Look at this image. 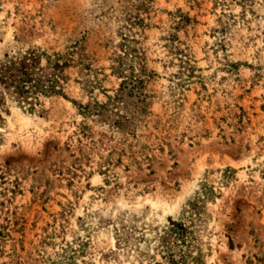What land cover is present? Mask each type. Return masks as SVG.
Segmentation results:
<instances>
[{
  "label": "rangeland",
  "instance_id": "rangeland-1",
  "mask_svg": "<svg viewBox=\"0 0 264 264\" xmlns=\"http://www.w3.org/2000/svg\"><path fill=\"white\" fill-rule=\"evenodd\" d=\"M137 3L0 0V58L32 46L63 50L67 37L81 39L106 75L100 85L111 90L117 83L108 75L111 48L98 43L105 37L117 42L118 27L138 13L149 23L142 44L159 74L155 88L164 90V75L174 67L162 66L158 37L169 29L168 13L179 9L189 21L176 35L199 69L171 123L176 137L162 151L136 153L135 161L112 153L106 175L101 162L114 139L77 134L81 116L69 101L40 97L32 112L7 101L0 125V224L7 222L22 264H46V255L76 236L87 240L85 264H148V256L160 261L152 251L155 235L204 183L212 194L200 203L199 264H264V0H151L144 10ZM66 73L67 97L87 101L73 81L78 67ZM202 94L207 98L196 101ZM91 95L103 99L99 90ZM192 102L198 115L190 118ZM226 166L234 172L223 171ZM117 215L121 220L113 221ZM118 222L143 239L115 243Z\"/></svg>",
  "mask_w": 264,
  "mask_h": 264
},
{
  "label": "trees",
  "instance_id": "trees-1",
  "mask_svg": "<svg viewBox=\"0 0 264 264\" xmlns=\"http://www.w3.org/2000/svg\"><path fill=\"white\" fill-rule=\"evenodd\" d=\"M150 1L138 0L136 8L144 10ZM99 14L101 15L100 12ZM168 14L171 21L169 29L159 35L157 43L164 52L165 58H159L162 59V66L174 67L164 75L167 81L164 90L155 88L154 82L159 78V74L148 65L151 60L148 59L146 48L142 44L145 39L144 29L149 27V23L138 13L130 14L124 19L125 23L116 30L119 37L117 42L114 43L105 37L98 43L103 49L111 48L106 57L108 75L117 80L116 87L111 90L100 85L106 75L102 72L103 68L94 63V53H85L81 39L67 37L63 50L48 51L39 46H32L4 53L0 58V125L4 120L2 115L8 114L7 101L32 112L40 104V97H60L69 101L81 116L77 134L89 139H93L96 134L104 137L109 134V137L114 139L113 146L106 151L107 154L101 162L104 166L102 174L106 175L108 171L107 167L111 164L109 156L112 153H118L117 160L124 153H129L131 160L135 161L136 153H147L153 149L162 151L164 146H168L170 137L177 135L170 133L171 123L176 120L177 111L182 107L184 90L195 82L193 80L199 79L196 75L199 69L191 51L187 46H181L183 43L176 35V32L188 23L189 18L179 9ZM96 17L98 19V16ZM132 27L136 30L134 33ZM136 36H141V40ZM70 67L79 69L78 77L73 81L87 95L88 100L85 102H78L65 94L69 80L66 70ZM200 86L205 90L202 84ZM93 90H99L103 99L98 100L92 96ZM196 95L199 96V93ZM203 98H207V95L202 94L196 101ZM191 105L192 113L189 117L193 118L198 114L193 108L195 102ZM94 126L99 127L100 131L95 133ZM148 136L152 137L151 141L146 139ZM194 137L195 135L189 136L188 140H193ZM168 151L172 152L171 149ZM143 159L150 160L146 156H143ZM223 171L234 172V169L226 166ZM209 194H212L211 189L202 183L199 191L183 204L178 218L168 219L160 228L155 235L156 243L152 247V251L159 255L160 261L154 256H148V264L200 263L202 253L198 231L204 213L200 203ZM115 220L121 218L117 215L113 221ZM118 223L119 227L114 225L113 228L115 243L126 246L131 244V241L143 239L142 235L134 236L131 230L127 231L129 226ZM9 231L7 222L0 224V264H22ZM8 240L12 241L6 251L4 246ZM86 244L87 240L77 236L72 237L70 241L64 240L57 250L52 251L51 256L44 257V261L46 264H85L83 256Z\"/></svg>",
  "mask_w": 264,
  "mask_h": 264
}]
</instances>
